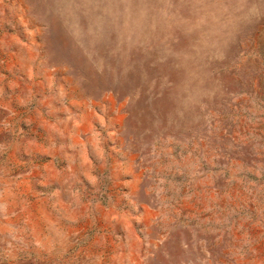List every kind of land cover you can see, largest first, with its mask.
<instances>
[{
  "label": "rangeland",
  "instance_id": "rangeland-1",
  "mask_svg": "<svg viewBox=\"0 0 264 264\" xmlns=\"http://www.w3.org/2000/svg\"><path fill=\"white\" fill-rule=\"evenodd\" d=\"M0 264H264V0H0Z\"/></svg>",
  "mask_w": 264,
  "mask_h": 264
}]
</instances>
